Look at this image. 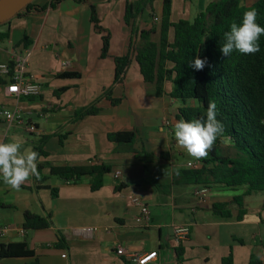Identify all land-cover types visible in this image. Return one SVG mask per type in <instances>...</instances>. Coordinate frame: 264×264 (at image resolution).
<instances>
[{
    "label": "crops",
    "instance_id": "obj_1",
    "mask_svg": "<svg viewBox=\"0 0 264 264\" xmlns=\"http://www.w3.org/2000/svg\"><path fill=\"white\" fill-rule=\"evenodd\" d=\"M133 1L90 0L100 27L109 34L105 57L99 55L100 36L92 31L88 9L71 0L41 15L13 18L1 29L7 28L8 37L0 42V64L19 56L24 75L39 83L40 92L15 100L6 94L8 78L0 73V110L14 111L20 121L6 126L0 116V140L21 141L22 150L39 146L47 156H39L37 162L103 164L110 171L95 191L89 190L88 176L75 183L49 175L43 182L31 177L19 190L0 179V226L7 228L0 237V264H24L34 256L39 264H130L114 253L116 247L153 252L154 259L146 264H221L227 255L230 264H247L250 255L264 256V191L244 194L243 186L217 185L194 196L193 191L201 186L172 184V171L193 167L196 161L176 143L175 114L180 102L167 95L170 83L163 82L158 92L154 82L142 81L133 61L123 81L113 82L112 57L125 53L129 38L122 23L123 8ZM162 1L154 0L151 16L137 20L139 29L147 30L157 23ZM209 1L215 0H169L170 16L174 7L203 10ZM255 1L242 0V4L249 6ZM48 2L38 0L35 5ZM23 36L28 45L14 48ZM63 73L77 76L63 78ZM104 89L120 101L111 105L102 96ZM92 104L99 109L95 114L75 117V111ZM29 124L34 126L33 132L26 130ZM130 130L135 131L142 148L155 157L145 166L133 159L131 152H115V144L106 139L109 132ZM113 171L119 172L118 179L112 178ZM41 172L47 173L44 169ZM51 188L56 189L55 196ZM131 193L142 196L149 213L147 225L138 207L129 203L127 195ZM234 198H239L241 207ZM213 205H221L229 216L214 214ZM24 212L48 217V226L24 230ZM182 225L189 231L184 239L174 242L172 229ZM58 232L65 246L43 247L55 242ZM13 244L24 245L33 257L2 256ZM176 247L181 248V261L176 259ZM257 260L264 264V260Z\"/></svg>",
    "mask_w": 264,
    "mask_h": 264
},
{
    "label": "trees",
    "instance_id": "obj_2",
    "mask_svg": "<svg viewBox=\"0 0 264 264\" xmlns=\"http://www.w3.org/2000/svg\"><path fill=\"white\" fill-rule=\"evenodd\" d=\"M33 1V0H32ZM30 1L10 19L0 23V42L8 37L9 20L27 18L43 14L54 9L64 0H49L45 6H37ZM85 6L89 12L92 31L100 36V57L108 56L109 34L100 27L94 6L90 0H71ZM154 0H136L125 3L122 23L129 30L126 51L120 56H113V82L121 83L124 73L131 61L138 69L144 82H154L156 90L161 92L163 82H169L171 88L167 95L180 102L176 110V120L206 119L209 101L217 105V119L224 126L223 136L218 137L207 158L196 161L195 166L172 171V184H191L205 188L223 186L244 187V194L264 191V35L260 37V51L254 55H242L233 51L225 57L220 51L224 44V33L230 31V25L242 22L243 13L255 9L258 13L257 23L264 27V0H256L244 6L242 0L209 1L190 21L170 22V2L163 0L157 23L147 30L138 28L137 20L144 14L151 16ZM28 42L23 36L14 46L24 48ZM196 58L206 59L203 70L197 71L189 66ZM9 72L12 63L8 62ZM76 77L75 73H63L61 77ZM60 92V90H59ZM102 96L114 105L119 98L110 96L109 89H104ZM191 102L189 104L188 102ZM99 109L93 104L74 112L76 118L95 114ZM106 139L115 144V152H131L133 159L143 166L154 160L151 152L144 150L135 131H116L106 134ZM236 151L231 157L223 153L221 143ZM138 146V149L135 146ZM39 156L46 157V152L39 146L33 147ZM159 159H163L159 155ZM39 179L43 182L47 176L57 177L65 183H75L81 176L89 177V190H97L102 178L110 170L107 165H54L47 160L37 162ZM42 169L47 173L42 174ZM50 193L55 196L56 189ZM241 207L239 198H234ZM1 206V203H0ZM212 212L221 217H228L229 212L221 205H213ZM241 213V209L239 210ZM239 218V216H237ZM24 230L45 228L48 217L24 212L22 216ZM65 246L61 233L56 241L43 247L63 248ZM176 259L181 261L180 247L174 248ZM33 257L32 251L22 244L8 245L2 256ZM1 256V254H0ZM230 256L221 259V264H230ZM24 264H39L37 258ZM247 264H259L257 258L250 255Z\"/></svg>",
    "mask_w": 264,
    "mask_h": 264
},
{
    "label": "clouds",
    "instance_id": "obj_3",
    "mask_svg": "<svg viewBox=\"0 0 264 264\" xmlns=\"http://www.w3.org/2000/svg\"><path fill=\"white\" fill-rule=\"evenodd\" d=\"M257 11L247 10L243 13L242 22L238 25L233 22L230 31L224 33L225 42L220 51L228 57L233 51L242 55H254L260 51L259 40L264 35V27L257 23ZM206 59L196 58L189 66L197 71L206 66ZM217 105L209 101L206 110V119L185 121L177 120L174 125V137L177 145L197 160L207 158L218 137L223 136L224 126L217 119ZM163 132V129H161ZM21 141L3 142L0 140V179L14 190L20 187L31 177L39 179L37 160L39 153L34 150H22ZM179 175V171H176ZM258 259L264 256L258 254Z\"/></svg>",
    "mask_w": 264,
    "mask_h": 264
},
{
    "label": "built area",
    "instance_id": "obj_4",
    "mask_svg": "<svg viewBox=\"0 0 264 264\" xmlns=\"http://www.w3.org/2000/svg\"><path fill=\"white\" fill-rule=\"evenodd\" d=\"M12 67L11 72H9L8 64H0V73L8 78V83L5 86L6 94L12 96L15 100L20 97H35L40 92V85L37 82L30 80V77L24 75V62L17 55H13L11 61ZM65 63L61 62V66ZM0 116L6 123V126L20 122L18 116L12 110L2 108L0 110ZM166 123V122H164ZM26 130L33 132L35 130L34 126L29 124L25 125ZM187 166H191L187 163ZM113 179L119 178V172L113 171L111 173ZM206 192V188L201 186L193 191L194 196L203 195ZM127 199L130 204L138 207L145 224L147 225L149 221V213L146 204L143 201L141 195L136 193H131L127 195ZM7 228L0 226V237H2ZM189 229L188 226L182 225L177 226L172 229V239L174 242H179L184 239L187 235ZM114 253L118 256H123L130 264H146L154 259V253H138V252H128L124 251L121 247H116Z\"/></svg>",
    "mask_w": 264,
    "mask_h": 264
},
{
    "label": "rangeland",
    "instance_id": "obj_5",
    "mask_svg": "<svg viewBox=\"0 0 264 264\" xmlns=\"http://www.w3.org/2000/svg\"><path fill=\"white\" fill-rule=\"evenodd\" d=\"M33 4H38V0H33L32 1ZM202 11V8H198V7H193V6H190V9L187 10L186 8L182 9L180 6L178 7H174L172 12H171V16L169 18L170 22L174 23L178 20H185V21H190L192 18H194L198 13H200ZM140 19H147V13H144ZM143 27H146V25H143ZM149 27V26H148ZM134 63V62H132ZM54 141L56 142V138H53ZM61 141L63 142L64 139H61ZM227 143V142H226ZM225 142H223L221 144V147L222 149L225 151L227 149H231L230 146H228ZM221 154H225L227 156H231V157H234L236 156V151L232 148L230 150V153H223L221 151ZM188 155L184 156V157H181L180 160H184L187 158Z\"/></svg>",
    "mask_w": 264,
    "mask_h": 264
},
{
    "label": "water",
    "instance_id": "obj_6",
    "mask_svg": "<svg viewBox=\"0 0 264 264\" xmlns=\"http://www.w3.org/2000/svg\"><path fill=\"white\" fill-rule=\"evenodd\" d=\"M32 0H0V23L18 13Z\"/></svg>",
    "mask_w": 264,
    "mask_h": 264
}]
</instances>
